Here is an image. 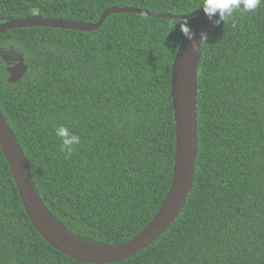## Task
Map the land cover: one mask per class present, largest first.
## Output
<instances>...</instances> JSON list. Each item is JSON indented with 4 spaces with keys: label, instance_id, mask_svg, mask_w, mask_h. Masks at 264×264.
Instances as JSON below:
<instances>
[{
    "label": "trees",
    "instance_id": "1",
    "mask_svg": "<svg viewBox=\"0 0 264 264\" xmlns=\"http://www.w3.org/2000/svg\"><path fill=\"white\" fill-rule=\"evenodd\" d=\"M202 0H0V24L39 15L95 24L109 8L188 15ZM189 20L190 24L193 19ZM176 20L109 15L100 29L0 34L27 72L10 84L0 57V111L36 191L70 233L115 246L139 234L172 180ZM193 184L171 227L114 264H264V5L216 24L196 89ZM81 142L68 155L55 134ZM0 264H85L51 248L29 221L0 150Z\"/></svg>",
    "mask_w": 264,
    "mask_h": 264
},
{
    "label": "water",
    "instance_id": "2",
    "mask_svg": "<svg viewBox=\"0 0 264 264\" xmlns=\"http://www.w3.org/2000/svg\"><path fill=\"white\" fill-rule=\"evenodd\" d=\"M141 14L152 18L193 19L190 28L193 40L199 44L200 34L208 37L216 23L210 21L203 9L188 15L156 14L135 8L112 7L106 9L95 24L34 15L0 24V34L22 28H54L80 32H93L101 28L112 14ZM218 14L214 19H218ZM193 41L183 36L176 52L171 71L170 99L175 123V154L172 180L166 196L145 228L129 241L108 246L94 243L70 233L42 203L32 180L26 157L14 133L0 111V150L9 166L13 181L25 213L36 232L54 250L85 264H114L130 259L154 244L175 222L186 203L193 184L197 155V74L201 50L193 52ZM207 42V41H206ZM4 62L7 58L0 54ZM27 72L23 58L8 67L7 82L15 84Z\"/></svg>",
    "mask_w": 264,
    "mask_h": 264
},
{
    "label": "clouds",
    "instance_id": "3",
    "mask_svg": "<svg viewBox=\"0 0 264 264\" xmlns=\"http://www.w3.org/2000/svg\"><path fill=\"white\" fill-rule=\"evenodd\" d=\"M261 5H264V0H202V4L199 9H203L205 15L210 21L219 24L220 21L224 22L225 20L231 18L234 13L254 12ZM217 14L219 18L214 19ZM177 24L179 25L182 34L190 41H193L191 45L192 51L196 52L198 50H201L202 47L206 44L207 35L202 32L200 34V42L199 44H197V42L193 40L194 34L191 31L189 20L176 18L175 25ZM11 48L13 49L14 47ZM16 51L20 55L18 57V62L20 57H22L24 61L25 59L23 55L17 49ZM0 54H2V52ZM7 63L8 62H6V68H8ZM55 134L61 140V150L68 155H70L75 147L81 142L79 135L75 134L68 127H65L63 125L55 129Z\"/></svg>",
    "mask_w": 264,
    "mask_h": 264
},
{
    "label": "flooded vegetation",
    "instance_id": "4",
    "mask_svg": "<svg viewBox=\"0 0 264 264\" xmlns=\"http://www.w3.org/2000/svg\"><path fill=\"white\" fill-rule=\"evenodd\" d=\"M2 52V54L4 56H6V58L8 59V67H13L14 65L17 64L18 62V57L20 56L19 53L16 51L15 48H10L8 49L7 47H5L3 50H0V53ZM7 70V68H6Z\"/></svg>",
    "mask_w": 264,
    "mask_h": 264
},
{
    "label": "rangeland",
    "instance_id": "5",
    "mask_svg": "<svg viewBox=\"0 0 264 264\" xmlns=\"http://www.w3.org/2000/svg\"><path fill=\"white\" fill-rule=\"evenodd\" d=\"M1 50H3V49H1Z\"/></svg>",
    "mask_w": 264,
    "mask_h": 264
}]
</instances>
